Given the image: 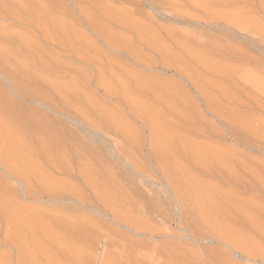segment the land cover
I'll return each instance as SVG.
<instances>
[{"label":"rangeland","instance_id":"rangeland-1","mask_svg":"<svg viewBox=\"0 0 264 264\" xmlns=\"http://www.w3.org/2000/svg\"><path fill=\"white\" fill-rule=\"evenodd\" d=\"M51 3L0 20V264H264V0Z\"/></svg>","mask_w":264,"mask_h":264},{"label":"bare ground","instance_id":"bare-ground-1","mask_svg":"<svg viewBox=\"0 0 264 264\" xmlns=\"http://www.w3.org/2000/svg\"><path fill=\"white\" fill-rule=\"evenodd\" d=\"M32 1H34V0H0V20L1 21H8V22H13V23H15V24H19V25H21V24H30V25H32L34 28H35V30H37V31H39L38 33H40L41 35H42V37H43V39L45 40V41H50V42H52V43H55L56 42V40H55V36H53V34H51L50 33V31L48 30V29H45V28H47L49 25H51V26H54V27H58V28H60L61 26H64V25H62L61 24V26H60V23H58V21H56L55 19H53L52 18V3H51V0H47V2H46V5H43L42 3H39L38 5L36 4H34V3H32ZM37 2V1H36ZM53 4H54V2H53ZM54 6H55V4H54ZM56 7V6H55ZM104 10V9H103ZM28 11H32L31 13H29ZM66 14V13H65ZM34 15V16H33ZM68 15V14H67ZM25 16H28V17H36V18H30V20H26L25 19ZM41 18H43V19H41ZM45 20V21H44ZM95 20V19H94ZM62 22V21H61ZM91 22H92V20H91ZM95 25V26H94ZM100 25V24H99ZM3 26V25H2ZM60 26V27H59ZM92 26L93 27H95V28H97V23L95 24V23H93L92 24ZM26 27V26H25ZM67 27V26H66ZM65 27V28H66ZM70 27V26H69ZM102 27V26H101ZM140 27V26H139ZM10 28V27H9ZM24 28V27H23ZM48 28H50V27H48ZM48 30L47 32L45 31V30ZM63 29H64V27H63ZM71 29V28H70ZM139 29V28H138ZM6 30V29H5ZM4 29H3V27H1L0 28V39H5V40H7V42L9 41V38L8 37H10V35H9V33H7L6 35H5V33H4V31H5ZM59 30V29H58ZM57 30V31H58ZM9 31V30H8ZM54 31V30H53ZM53 31H52V33H53ZM99 32V31H98ZM102 32H103V34H105L104 36L106 37V39H108V41H112L113 39H112V35H111V39L112 40H109L110 38H109V36H107V34L108 35H110V33H107V31H103L102 30ZM11 33V32H10ZM56 32L54 31V34H55ZM57 33H59V32H57ZM57 33H56V35H57ZM63 33V32H62ZM62 33H60V34H62ZM70 33V32H69ZM99 34H101V32H99ZM8 35V36H7ZM15 35V34H14ZM19 37H20V35L19 34H17ZM27 36V35H26ZM117 36V35H116ZM18 37V38H19ZM21 37H22V34H21ZM40 37V36H39ZM101 37V36H100ZM108 37V38H107ZM8 38V39H7ZM11 38H15L14 36H12V37H10V39ZM38 38V37H37ZM56 38H58V37H56ZM20 39V38H19ZM25 39V38H24ZM58 39H60V38H58ZM122 39V38H121ZM21 40H22V38H21ZM63 40V39H62ZM12 41H13V39H12ZM15 41V40H14ZM23 41V40H22ZM60 41H61V39H60ZM123 41V40H122ZM3 42V41H2ZM5 42V41H4ZM9 42H11V40L9 41ZM44 42V41H43ZM63 42V41H62ZM113 42V41H112ZM125 42V41H124ZM123 42V43H124ZM14 43H16V41L14 42ZM116 43L117 44H121V43H119V42H117L116 41ZM36 44V43H35ZM113 44V43H112ZM13 45V44H12ZM26 45V44H25ZM29 45V46H28ZM114 46H115V42H114V44H113ZM126 45H128V44H126ZM38 46V45H37ZM111 47V46H110ZM127 47V46H126ZM26 48V47H25ZM120 48H121V46H120ZM122 48H125V47H122ZM3 49V48H2ZM2 49H0V56H1V61L2 62H4V63H6V62H8V59H10L13 55H16V53H11V52H7V51H5V50H2ZM21 49V48H20ZM27 50H28V52H29V54H32V55H34V54H38V52H36L37 50H36V48L34 47V44H33V47H31V44H27V48H26ZM29 49H30V51H29ZM65 49V48H64ZM119 49V48H118ZM129 49V48H128ZM120 50V49H119ZM13 51H14V49H13ZM118 51V50H117ZM16 52V51H15ZM76 52V51H75ZM121 53V52H120ZM127 53H129L128 51H127ZM22 54V53H21ZM77 54V53H76ZM130 54V53H129ZM136 54V53H135ZM27 55V54H26ZM39 55V54H38ZM134 55V54H133ZM137 56V55H136ZM13 57H15V56H13ZM28 57H29V55H28ZM138 59H142V56H141V58H139L138 57ZM10 61V60H9ZM12 61V60H11ZM1 64H3V63H0V70H2V66H1ZM12 64V63H11ZM17 65V64H16ZM3 66H5L4 64H3ZM217 68H218V66H217ZM11 70V69H10ZM141 81V80H140ZM145 82V81H144ZM1 90L4 92V90L1 88ZM1 90H0V113L2 114H4L6 117H7V120L9 121L8 123H13V124H16L17 125V127H18V129L20 130V131H24V132H28V131H26V130H28V128L26 129V127H27V125H26V127H25V125H23V122L19 119V118H21V117H17V116H15L16 115V113H14L10 108H9V106H8V104H9V102H8V97L6 98L5 97V94L3 93V92H1ZM147 90V89H146ZM143 91H144V89H143ZM145 92V91H144ZM147 92V91H146ZM4 95H3V94ZM113 95V94H112ZM7 96V95H6ZM8 103V104H7ZM84 107V106H83ZM87 107V106H86ZM143 108V107H142ZM110 113V112H109ZM152 113V112H151ZM103 114H105V112H103ZM147 114V113H146ZM144 115V114H143ZM148 115H149V113H148ZM106 116H108L107 114H106ZM152 117V116H151ZM155 117H156V115H155ZM106 118V117H105ZM108 118H109V116H108ZM107 118V119H108ZM112 118H114V117H112ZM108 119V121H106L107 123H108V125L110 124V122L113 120V119ZM145 118V117H144ZM157 118V117H156ZM101 119V118H100ZM106 119V120H107ZM146 119H148V118H146ZM104 120V119H103ZM116 120V119H115ZM156 120V119H155ZM11 121V122H10ZM148 121V120H147ZM154 121V120H153ZM104 122L105 121H103L102 123H103V125H104ZM155 122V121H154ZM158 122V121H157ZM159 123V122H158ZM25 124V123H24ZM101 124V123H100ZM150 124H151V121H150ZM102 125V126H103ZM126 125V124H125ZM157 125V124H156ZM101 126V127H102ZM105 126V125H104ZM103 126V127H104ZM106 127H108V126H106ZM110 127H113V126H109V128ZM118 127V126H117ZM119 128V127H118ZM121 128V127H120ZM17 129V130H18ZM19 130H18V132H19ZM30 130V129H29ZM33 131H34V129H32ZM31 130V131H32ZM103 130V129H102ZM111 130H112V128H111ZM115 130V129H114ZM113 130V131H114ZM110 131V130H109ZM112 131V132H113ZM127 132V131H126ZM155 132V131H154ZM19 133H21V134H23L22 132H19ZM31 132H29V134H30ZM108 133V132H107ZM10 134L11 133H6L4 136H3V139H4V143H5V141L6 140H12V139H14L12 136H10ZM26 134L27 133H25V135L24 136H26ZM128 134V133H127ZM19 135V134H18ZM16 136V135H15ZM21 136H23V135H21ZM27 138L29 137V136H26ZM127 139H129V138H127ZM156 139H158V138H156ZM7 141V142H8ZM20 141V140H19ZM19 141H17V142H19ZM13 142H14V140H13ZM21 142V141H20ZM4 143L1 141V145L3 144L4 145ZM10 143H11V141H10ZM9 143V144H10ZM8 144V143H7ZM12 144V143H11ZM10 144V146H8L7 145V149H6V147H4V148H2V149H0V157L3 159V161L5 162L4 163V165L5 164H7V167L9 166V168L11 167V168H13V165L18 161V163H21L22 161H23V156H22V152L20 153V151H22V150H16L14 147H12V145ZM20 144V143H19ZM23 147V146H22ZM24 155V154H23ZM26 159H27V157H25ZM20 161V162H19ZM24 163V162H23ZM23 163H22V165H23ZM26 164V163H25ZM20 165V164H19ZM18 165V166H19ZM14 167H16V166H14ZM20 167V166H19ZM6 168V167H5ZM25 168V167H24ZM22 169V168H21ZM15 170H17V169H15ZM20 170V169H19ZM18 170V171H19ZM23 170V169H22ZM13 171H14V168H13ZM22 172H25V170H23ZM21 173V172H20ZM22 174H24V173H22ZM88 175V174H87ZM176 178V177H175ZM178 180V179H177ZM93 182V181H92ZM91 183V182H90ZM95 184V183H94ZM93 184V185H94ZM176 184H177V182H176ZM99 185V184H98ZM188 185V184H187ZM186 185V186H187ZM95 186V185H94ZM195 186V185H194ZM45 187V186H44ZM48 187V186H47ZM100 187H101V185H100ZM187 188V187H186ZM186 188H184V194H185V192H187L186 191ZM195 188V187H194ZM197 188V187H196ZM262 188V187H261ZM45 189V188H44ZM48 189H49V187H48ZM179 189V188H178ZM189 189H191L190 187H189ZM30 190V189H29ZM50 190V189H49ZM188 190V189H187ZM51 191V190H50ZM189 191H191V190H189ZM188 191V192H189ZM194 191V190H193ZM196 191V190H195ZM47 192V191H46ZM45 191H44V193H46ZM197 192V191H196ZM52 193V192H51ZM38 194V193H37ZM187 194V193H186ZM198 194V193H197ZM181 195H182V193H181ZM188 196H190V195H188ZM187 196V197H188ZM192 197L194 196V195H191ZM190 196V197H191ZM184 197V196H183ZM189 197V198H190ZM195 198V197H194ZM51 200V199H50ZM184 200V199H183ZM21 214V213H20ZM11 216V215H10ZM51 218V217H50ZM53 218V217H52ZM51 218V219H52ZM18 219V218H17ZM55 218H53L52 220H54ZM27 221H29V220H27ZM31 221V220H30ZM35 221H37V219L35 220ZM56 221V220H55ZM55 221H53V222H55ZM34 222V221H33ZM58 222H60V221H58ZM32 223V222H31ZM51 223V222H50ZM60 223H62V222H60ZM66 223V222H65ZM68 223V222H67ZM37 224H38V221H37ZM54 224V223H53ZM29 225V224H28ZM32 225V224H31ZM55 225V224H54ZM53 225V226H54ZM57 225H59L58 223H57ZM67 225H69V224H67ZM59 227V226H58ZM65 227V226H64ZM72 227V226H71ZM36 228H37V226H36ZM40 228V227H39ZM61 229V228H60ZM46 230V229H45ZM47 231V230H46ZM65 231V230H64ZM38 232H39V229H38ZM38 232H36L37 234H38ZM51 232V231H50ZM45 233V232H44ZM49 233V232H48ZM36 234V236L37 237H39L38 235ZM68 234V233H67ZM33 236H34V234H33ZM32 236V237H33ZM57 236V235H56ZM13 237V236H12ZM12 237H10L11 238V241L13 240L14 241V238L12 239ZM31 237V238H32ZM51 237V236H50ZM49 238V237H48ZM52 238V237H51ZM71 238V237H70ZM18 239H19V237H18ZM21 239V238H20ZM34 239H36V237L34 238ZM33 239V240H34ZM58 239V238H57ZM39 240V239H38ZM45 240H46V238H45ZM48 240V239H47ZM18 241V240H17ZM54 241V240H53ZM52 241V242H53ZM55 241H56V238H55ZM40 242V241H39ZM48 242V241H47ZM58 242H59V240H58ZM33 243L35 244V242L33 241ZM54 243H56V242H54ZM53 243V244H54ZM20 244H22L21 242H20ZM19 244V245H20ZM37 244V243H36ZM61 244V243H60ZM38 245V244H37ZM52 245V244H51ZM60 246V245H59ZM58 246V247H59ZM45 247V246H44ZM22 249V248H21ZM41 250H42V248H41ZM35 251V250H34ZM43 251V252H42ZM42 251H40V252H42V253H44V249L42 250Z\"/></svg>","mask_w":264,"mask_h":264}]
</instances>
